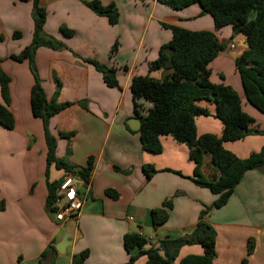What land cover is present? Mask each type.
Segmentation results:
<instances>
[{"label":"crops","instance_id":"obj_1","mask_svg":"<svg viewBox=\"0 0 264 264\" xmlns=\"http://www.w3.org/2000/svg\"><path fill=\"white\" fill-rule=\"evenodd\" d=\"M99 1L115 4L119 13L116 24H109L83 0H38L45 10L43 33L54 44L36 49L35 71L47 100L53 98L57 80L56 101L70 103L48 120V130L56 139V156L74 170L93 157L89 180L85 184L79 177L76 183L80 208L72 219L79 234L63 254L49 255L43 264H70L72 256L82 250L88 251L84 264H124L127 254L122 237L126 232H138L151 243L188 234L195 228L199 211L217 197L189 178L193 163L184 144L163 135L159 137L161 152L144 151L137 130L126 124L128 118L135 117L131 78L147 74L160 45L171 38V31L162 23L215 33L224 49L208 64V79L231 86L242 109L254 120L252 132L223 142V147L246 157L264 143V135L258 132L264 129V115L247 102L239 76L232 72L235 58L247 48L242 33H234L231 26L216 30L212 18L200 14L197 3L175 10L156 0ZM31 10L30 1L0 0V66L10 76L8 108L14 117L12 129L0 125V200L4 203L0 210V264H34L48 245L54 246L60 239L69 221H58L45 209L47 183L61 181L67 171L53 163L47 167L42 121L30 109V63L10 58L31 41ZM61 27L70 34L62 33ZM14 31L20 32L18 38H13ZM115 41L119 46L111 56L109 50ZM85 58L114 66L118 86H107L101 73L83 61ZM226 67L231 80L226 77ZM201 76L202 72L196 71L190 80L195 82ZM139 103L144 109L151 106L143 100ZM197 103L209 110V115L195 117L197 135H220L222 125L214 117V102L202 99ZM60 132L69 136H60ZM143 164L156 169L148 179L142 172ZM201 170L206 176L214 170L207 154ZM107 188L116 190L118 197L107 196ZM168 198L172 201L168 218L152 226L151 209ZM206 219L216 232L212 264H242L243 258L245 264H264V166L245 171L226 203L211 210ZM249 238H253L254 248L247 254ZM201 253L198 244L184 245L174 264L188 254ZM145 261L146 256L141 255L131 264Z\"/></svg>","mask_w":264,"mask_h":264},{"label":"trees","instance_id":"obj_2","mask_svg":"<svg viewBox=\"0 0 264 264\" xmlns=\"http://www.w3.org/2000/svg\"><path fill=\"white\" fill-rule=\"evenodd\" d=\"M32 3L31 16L33 29L31 41L18 53L11 54L14 61L27 60L33 62L34 53L40 46H53V40L47 38L42 30L45 21V10L38 0H20ZM172 9L179 10L197 3L200 14H208L216 30L231 26L233 30L242 33L246 38L247 48L234 60L244 96L249 104L264 115V0H156ZM94 13L105 16L109 24L118 21L119 13L114 3L102 4L99 0H83ZM171 31L169 41L160 45L158 55L149 64L148 73L134 75L130 81V92L133 101V114L140 121L137 130L141 149L151 153H159L162 146L160 136L168 135L175 142L188 148L187 157L193 163L191 181L200 187L207 188L216 199L204 206L198 214L195 228L192 232L174 238L158 239L151 243L148 238L138 232H126L122 237V245L127 254L124 264L133 263L137 257L146 256L144 264H174L179 249L184 245L198 244L202 247L201 254H188L177 264H212L216 257V232L207 221L208 213L214 208L224 205L233 193L235 185L243 173L264 166V143L258 151L251 152L246 157H238L223 147V142L236 141L252 132L250 124L253 118L241 107V101L235 90L224 83H212L208 79V64L224 49L215 33L209 30H188L177 25L162 23ZM61 32H70L60 28ZM13 38H18L20 32L14 31ZM2 37L0 36V40ZM117 41L111 46L113 54ZM102 75L104 83L109 87L118 86L116 68L108 66L95 59L85 58ZM1 63V59H0ZM202 76L195 82L190 76L196 72ZM159 72V75L153 73ZM33 84L30 88V109L34 117L42 121L46 144V165L54 164L67 173L78 175L86 184L93 168V157L87 158L86 165L73 169L56 156V139L48 130L50 117L70 105L69 102H58L55 97L60 83L56 80V90L51 100L46 99L41 81L35 71H32ZM10 77L0 66V125L6 129L14 127V117L9 110L10 95L8 84ZM209 100L215 104L214 117L221 122L220 135L204 133L197 135L196 116L209 115L207 107L198 105V100ZM140 100L150 103L144 109ZM82 106H85L80 101ZM127 127V126H126ZM264 135V129L258 130ZM71 134V133H70ZM60 136L68 137L63 132ZM204 154L209 155L214 170L210 175L202 173ZM142 172L148 179L156 172L152 164H143ZM179 173V172H178ZM59 181L47 183L45 209L54 213L55 195ZM105 194L113 199L118 197L116 190L107 188ZM4 207L0 200V210ZM172 207L170 198L164 199L159 207L152 208L150 218L152 226L156 227L166 221L168 211ZM148 245V247H146ZM246 252L250 254L254 248L253 238L246 244ZM55 256L53 245H48L34 264H43L48 256ZM88 256L87 250L76 253L70 264H84ZM242 264L246 263L243 258Z\"/></svg>","mask_w":264,"mask_h":264},{"label":"built area","instance_id":"obj_3","mask_svg":"<svg viewBox=\"0 0 264 264\" xmlns=\"http://www.w3.org/2000/svg\"><path fill=\"white\" fill-rule=\"evenodd\" d=\"M230 48L233 44H228ZM79 179L78 175L66 173L57 188L55 195V218L58 221L66 222L71 220L80 208V201L76 197L78 186L76 183Z\"/></svg>","mask_w":264,"mask_h":264},{"label":"water","instance_id":"obj_4","mask_svg":"<svg viewBox=\"0 0 264 264\" xmlns=\"http://www.w3.org/2000/svg\"><path fill=\"white\" fill-rule=\"evenodd\" d=\"M237 31L234 30V33ZM34 70V63H30ZM126 124L131 130H138L140 127V121L136 117H131L126 120ZM81 191L84 190V187L82 186L80 188ZM79 233L75 232V221L73 219L69 220L64 227V231L61 234L60 239L54 244V248L58 254H63L65 249L73 243V240L76 239L77 235Z\"/></svg>","mask_w":264,"mask_h":264},{"label":"rangeland","instance_id":"obj_5","mask_svg":"<svg viewBox=\"0 0 264 264\" xmlns=\"http://www.w3.org/2000/svg\"><path fill=\"white\" fill-rule=\"evenodd\" d=\"M113 45V44H112ZM118 42H117V45H116V48H115V50H114V52H113V54H111V52H110V50H109V53H110V55L112 56V55H114L115 53H116V51H117V48H118ZM110 49H111V47H110ZM24 61V60H23ZM92 65V64H91ZM227 67H230V63L229 64H227ZM227 67H226V69H225V72H226V77L228 78V79H232V75L230 74V71H229V69H227ZM210 69V68H209ZM30 70L31 71H35V67H34V70H33V67L31 66V64H30ZM227 70L229 71V73L227 72ZM36 72V71H35ZM232 72L233 73H235V75H238L237 74V71L235 70V67H232ZM10 77V76H9ZM11 81V80H10ZM10 81H9V83H10ZM9 85V84H8ZM60 88V87H59Z\"/></svg>","mask_w":264,"mask_h":264}]
</instances>
